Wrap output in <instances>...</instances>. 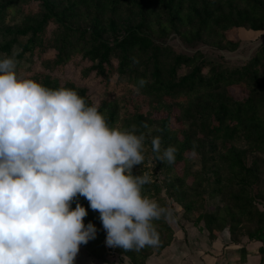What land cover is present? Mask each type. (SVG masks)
Returning <instances> with one entry per match:
<instances>
[{"label": "trees", "instance_id": "1", "mask_svg": "<svg viewBox=\"0 0 264 264\" xmlns=\"http://www.w3.org/2000/svg\"><path fill=\"white\" fill-rule=\"evenodd\" d=\"M9 11L19 13L18 23L6 24ZM237 30L264 31V0H0V53L9 56L18 47L23 59L53 52L42 60L41 71L27 79L52 89L72 88L88 105H98L110 127L120 124L121 131H131L135 126L137 135H145L143 155L149 154L162 180L155 177L145 184L142 195L167 209L177 204L184 217L199 208L191 223L210 238L227 229L233 243L243 236L262 242L264 43L235 68H208L200 51L187 55L163 44L175 35L187 46L202 43L233 52L240 41L228 34ZM69 63L103 87L97 103L87 87L52 74ZM140 79L147 81L142 88ZM120 82L131 87L108 99L112 83ZM155 136L161 138V151L177 149L174 163L156 159L151 148ZM194 158L200 164L195 172ZM161 190L168 204L159 197ZM206 194L216 201L210 211L204 206ZM77 202L87 211L83 223L96 228L95 239L81 244V251L106 263L111 256L99 213L79 195L71 207ZM153 224L158 246L112 251L128 264H146L174 234L164 219Z\"/></svg>", "mask_w": 264, "mask_h": 264}, {"label": "clouds", "instance_id": "2", "mask_svg": "<svg viewBox=\"0 0 264 264\" xmlns=\"http://www.w3.org/2000/svg\"><path fill=\"white\" fill-rule=\"evenodd\" d=\"M16 65L0 57V264H74L96 236L86 209L71 207L78 195L99 213L108 247L158 246L153 221L172 213L142 195L151 177L131 172L145 159V135L110 127L76 90L19 77ZM151 148L174 163L177 149L161 151L160 136Z\"/></svg>", "mask_w": 264, "mask_h": 264}, {"label": "rangeland", "instance_id": "3", "mask_svg": "<svg viewBox=\"0 0 264 264\" xmlns=\"http://www.w3.org/2000/svg\"><path fill=\"white\" fill-rule=\"evenodd\" d=\"M20 18L21 16L19 15V13L15 11H9L7 18L5 19V22L6 24L13 25L15 23H18L20 21ZM228 37L230 39L240 41V45L237 50L233 52L219 51L205 44H202V43H196L193 46H187L175 35H170L168 38L164 39L163 44L168 45L177 53H182V54H187V55H190L196 51H200L201 54L203 55L204 60L207 63L208 68H210L211 66H214V67L223 66V67H228V68H235V67L241 66L244 62H246L252 56L253 52L258 46L257 45L258 42L264 41V38L259 39L258 37L251 35V33H249V31H246V30L233 31L228 34ZM19 40L22 42L24 38L23 39L20 38ZM0 41H1V35H0ZM19 52H20V49L18 47H14L9 56L14 57V59L16 60L17 62L16 73L19 77H22V78H28V77L35 75L36 72H40L42 69L41 67L42 60L52 57L51 55L53 54V52H47L43 55H40V56L35 55L29 58L27 57L28 55L26 54V56L24 55L22 59L18 56ZM4 55L5 54L0 53V57ZM79 70H80L79 67H76L75 65H73V63H69L66 66H64L61 70L53 71L52 74L57 75L62 79H69L77 84L87 87L92 100L95 103H97L99 96L101 94H104L103 87L98 83V80L94 79L93 77L83 78ZM129 87H131V85L125 82H120L119 84L112 83L110 87V91H108V95H107L108 99H112L113 97H119L122 94V92ZM118 127H120V124L119 126H117V128ZM146 150L147 148L144 147L143 152H145ZM198 160L199 159L194 158L190 161L191 170L193 172L199 170L200 164ZM133 170L134 172L140 175L147 173L151 177V180L157 177V180L159 181V183L162 180V174H160V170H157L156 168L153 167L148 153L146 154L143 163L139 166H134ZM159 194H160L159 197L162 199H165V201L168 204L169 200L166 198L164 190H161ZM204 196H205L204 197L205 198V202H204L205 209L210 211L211 209H213L216 201L211 202L210 199L207 197V194ZM170 205L172 207L169 210L171 211L172 216L170 219L166 221L172 227H176V225L178 224L182 225L181 223L184 222V220L192 222L194 218L198 216L199 208L196 209L189 216L184 217L182 215L183 210L181 209L180 206L174 203H170ZM108 248L110 250L111 257L108 259L106 263H104V262H98V261H93L92 259H89L86 253H83L81 251L82 249L79 247L78 254L75 258V263L76 264H128V260L125 257L118 256L112 251V249H114L115 247H108Z\"/></svg>", "mask_w": 264, "mask_h": 264}, {"label": "crops", "instance_id": "4", "mask_svg": "<svg viewBox=\"0 0 264 264\" xmlns=\"http://www.w3.org/2000/svg\"><path fill=\"white\" fill-rule=\"evenodd\" d=\"M249 33L264 38V31ZM261 43L264 41L257 45ZM259 207L264 212V205ZM181 224L171 226L174 231L171 243L159 254L148 257L146 264H264V241L243 236L233 243L227 229L215 232L210 238L206 230H200L187 220Z\"/></svg>", "mask_w": 264, "mask_h": 264}]
</instances>
